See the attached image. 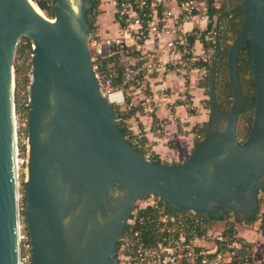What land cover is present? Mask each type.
I'll return each mask as SVG.
<instances>
[{
  "label": "water",
  "instance_id": "water-1",
  "mask_svg": "<svg viewBox=\"0 0 264 264\" xmlns=\"http://www.w3.org/2000/svg\"><path fill=\"white\" fill-rule=\"evenodd\" d=\"M34 5L0 0V264H19L20 213L31 264H119L118 243L134 202L145 195L158 197L170 213L216 220L232 213L249 222L264 190V0H240L226 11L240 9V28L227 50L216 48L203 135L177 164L144 158L100 93L88 47L92 0H50L52 17ZM21 37L32 56L19 208L13 59ZM246 42L254 108L249 132L238 142L243 92L237 60ZM219 55L232 94L227 112L219 111L215 94Z\"/></svg>",
  "mask_w": 264,
  "mask_h": 264
},
{
  "label": "built area",
  "instance_id": "built-area-1",
  "mask_svg": "<svg viewBox=\"0 0 264 264\" xmlns=\"http://www.w3.org/2000/svg\"><path fill=\"white\" fill-rule=\"evenodd\" d=\"M100 1L110 5L117 30L101 37L97 31L93 33L92 28L88 47L100 93L120 115L126 106L127 89L133 85L144 87L141 79L160 76L159 74L172 69L183 70L184 74L186 70L195 68L197 60L206 61L204 52H201V55L196 52V39H190L205 27H197L196 31L194 27L186 29L184 25L194 18L208 22L209 10L222 6L227 0ZM93 26H96L94 22ZM26 91L20 90V95L25 96ZM112 95L116 96L111 97ZM13 116L16 123L15 105ZM115 119L120 121L121 116ZM25 121L27 123V118ZM14 129L17 165L18 160L20 161L18 143L23 144L26 149L27 136L26 130L19 134L16 125ZM128 136L130 143L136 145L143 153L141 155L150 160V151L143 144L141 137L132 133H128ZM144 198L141 206H151L158 210L159 215L155 219L138 217L137 221L142 224L145 221H153L161 225L162 229L166 227L167 234L153 242H144L141 239L140 228L127 235L123 234L120 248L130 264H238L239 261L247 263L248 257L238 255V239L226 245L215 244V247H210L207 244L209 230L200 237L196 235L195 225L202 224L203 221L195 216V212H165L163 202L158 197L145 195ZM216 239L221 240V237L217 236ZM18 240L19 264H31L29 238L25 230L21 231L20 225ZM198 241L202 243L197 245Z\"/></svg>",
  "mask_w": 264,
  "mask_h": 264
},
{
  "label": "crops",
  "instance_id": "crops-1",
  "mask_svg": "<svg viewBox=\"0 0 264 264\" xmlns=\"http://www.w3.org/2000/svg\"><path fill=\"white\" fill-rule=\"evenodd\" d=\"M98 7L103 12L97 15L94 22L97 33L101 37L113 34L117 26L113 22L110 5L100 3ZM107 13L111 14L108 22L112 23H106ZM207 23L194 18L184 27H194L197 31V27L206 28ZM195 49L197 53H205L198 39ZM182 73L183 70L172 69L160 76L146 77L141 79L144 87L133 85L126 91L129 100L124 107L128 112L125 123L129 133L139 135L150 152L169 164H177L187 157L199 137L200 127L206 122L204 102L207 92L203 86V67L195 66ZM236 229L241 240L253 242L260 238L252 237L250 233L256 231L251 232L246 225L242 229L236 225Z\"/></svg>",
  "mask_w": 264,
  "mask_h": 264
},
{
  "label": "trees",
  "instance_id": "trees-1",
  "mask_svg": "<svg viewBox=\"0 0 264 264\" xmlns=\"http://www.w3.org/2000/svg\"><path fill=\"white\" fill-rule=\"evenodd\" d=\"M240 0H227L226 3H223L222 6L218 8H211L208 12V23L206 25V28L203 30H198L197 34L193 37H191V41L193 39H198L202 43L203 50L206 52L208 50H213L214 53L216 51L217 46L220 47L222 50H227L230 43L229 41L233 40L235 36L237 35L240 24H241V11L240 9H234L230 12H227L229 9L236 6ZM38 7L46 12L48 15H53L51 7H50V0H37L36 1ZM97 6V0H92V7L87 11V19L91 23V29L93 28L92 21L89 19L88 13L92 9H94ZM213 36V41H211V37ZM214 55V54H213ZM32 51L30 42L26 37H21L15 50L14 59H13V68H14V105H15V112L17 115L23 114L26 118H28V105L27 100L22 99L20 96V86L22 81V72L29 70L30 71V61H31ZM225 56L219 55L216 62V68H215V91H216V82L218 75V70L221 63V58ZM20 58H23L24 62L27 64L26 67H23L20 65L19 60ZM196 66L199 67H205L209 69L208 61H201L200 59L195 62ZM238 65V75L239 79L242 82L245 77H247V83L252 87L251 79H250V49L248 43H244L243 47L241 48L237 60ZM225 67V62H224ZM226 69V67H225ZM227 71V70H226ZM208 75V74H207ZM203 86L208 88V78L205 76V81H203ZM223 89L221 91L222 96L218 100V97L216 96L217 105L220 112H227L231 101H232V94L231 89L229 86V82L225 83V85H222ZM225 88L228 89V92H225ZM253 89V87H252ZM208 94V92H207ZM25 98V97H24ZM129 100L128 96H126V102ZM207 102V100H206ZM253 108H254V91H252L251 95L243 93V106H242V112L239 117L242 118L243 116L247 115L250 110L251 114L253 116ZM114 117L117 118L116 110L113 109ZM121 121H117L118 126L120 130L124 133V135L129 139L128 133L129 129L127 128L125 124V120L128 117V112L124 110L121 111L120 115ZM238 119V121H239ZM252 122V120H251ZM250 129V128H249ZM249 132V131H248ZM202 132L199 133V137L197 141L202 137ZM143 142V139H142ZM134 148L140 153L143 154L137 147L134 145ZM25 151V146L23 144L18 143V152L19 155ZM150 160L155 163H161V159L158 157V155L150 152L149 156ZM164 163V162H162ZM162 203V202H161ZM259 204V201H258ZM136 210V213H131L130 218L128 219V222L125 227L124 235L129 234L132 230L136 228H140L139 235L141 239L144 242H153L154 240L159 239L160 237L167 234L166 227L162 229L161 225L156 224L155 222H147L145 221L143 224L139 223L137 221L138 217H148L150 219H155L159 213L158 210L151 207V206H140L136 207V205H133L132 210ZM165 212H169L168 208L164 209ZM259 209L257 208L254 214L252 215L249 222H253L257 219H259V227L264 229V211H260L258 214ZM225 214H221L219 217V221H223L225 224V227L220 232L221 240H215V244L219 246L220 245H226L233 240H241L237 236V229L235 227V219L226 221L225 220ZM258 214V215H257ZM196 217H199L202 219L201 223H196L195 230L197 237L202 236L207 230L209 229L211 222L216 221L214 217H209L204 214L195 213ZM133 217V222L130 223L131 218ZM26 231V228H25ZM173 234L176 235L175 231H173ZM245 245L247 243H244ZM121 241L118 243V251L120 250ZM242 250L239 249L238 252ZM244 251V250H243ZM242 252V251H241ZM238 253V254H239ZM242 254V253H241Z\"/></svg>",
  "mask_w": 264,
  "mask_h": 264
},
{
  "label": "rangeland",
  "instance_id": "rangeland-1",
  "mask_svg": "<svg viewBox=\"0 0 264 264\" xmlns=\"http://www.w3.org/2000/svg\"><path fill=\"white\" fill-rule=\"evenodd\" d=\"M34 4L37 5L36 1L37 0H31ZM101 3L100 0H97V6L92 9L91 11H89L88 13V16H89V19L92 21V24L93 22L96 21V17L98 14H101L103 12V10H101L98 6L99 4ZM38 7V5H37ZM41 12L46 16V17H52V15H48L46 14V12L42 9H40ZM106 11V10H105ZM111 17V14H106L105 18H106V23L109 24V23H112L110 20L108 22V19H110ZM113 25H115L113 23ZM96 26H93L94 28V32H96V29H95ZM113 28H115V26H113ZM211 41H213V36L211 37ZM231 42V40L229 41V43ZM213 54H214V51L213 50H208L205 52V55H206V60L208 61V64H210L211 62V59L213 57ZM198 55H201V52L200 54ZM204 55V54H202ZM221 65L219 67V70H218V75L219 77L217 78V82H216V91H215V94L216 96L218 97V100L220 99V97L222 96V85L225 83H227L228 81V75H227V71L224 67V62H225V58L222 57L221 58ZM19 63L20 65L23 67H26L27 64L24 62L23 58H20L19 60ZM208 68H205L203 67V75H202V79L203 81H205V76H207L208 74ZM22 81H21V86H20V90H27L26 91V94L28 93V86H29V82H30V79H31V66H30V71L27 70L25 71L24 73L22 72ZM245 79L241 82V86H242V92L245 93V94H248V95H251L252 94V87L247 83V75L244 76ZM205 90L206 92H208V88L205 87ZM25 92V91H24ZM225 92H228V89L225 88ZM26 94L25 96H21L22 99H26ZM25 97V98H24ZM206 98H208V95L206 94ZM205 106V112H206V121L208 120V115H209V108H208V104L207 102L205 101L204 102ZM117 113V117H119L118 115V112L116 111ZM253 116L251 114V110L250 112L243 116L242 118L239 119L238 123H237V128H236V140L238 142H241L243 141L247 134H248V131H249V128H250V125H251V120H252ZM26 117L25 115L23 114H20V115H17L16 116V127H17V133H22V132H25L26 130ZM121 121V120H120ZM25 123V124H24ZM126 124V123H125ZM27 147L25 149V151H23V153H21L20 155H18V159H20V161L18 160L17 162V175H18V193H19V196H18V204H19V208L21 207V200H22V183L24 181V179L26 178V161H24V159L27 157ZM23 160V161H22ZM143 199H145L144 197L136 200L134 202V204L136 205V207H140L142 204H143ZM258 201H259V204H258V214L260 213V211H264V190L262 191H259L258 193ZM132 213H136V210H132ZM257 214V215H258ZM233 219H239L240 220V217L238 215H235V214H232V213H226L225 214V220L226 221H230V220H233ZM133 221V217L131 218V222L132 223ZM19 225L21 227V231L22 230H25V226H24V221H23V218H22V215L20 213L19 215ZM239 226L240 229H242V227L244 225L248 226V229L251 230V232L253 231H256L255 233H250L252 235V237H259V240H255L253 242H248V241H244V240H239L236 241L239 243V247L240 249L242 248V252L240 251V253L238 255H244L246 257H248V261L246 264H264V229H260L259 227V219L253 221V222H242L241 220L236 223L235 222V227ZM225 227V224L223 221H219V220H216V221H213L211 222V225L209 227V239L207 240V244L210 245V247H215V240H216V237L220 235V232L222 231V229ZM238 229V228H237ZM258 233V235H257ZM257 235V236H256ZM261 240V242H260ZM235 241V240H233ZM197 245L202 243L201 241H198L196 242ZM244 243H247L246 245ZM121 247V246H120ZM239 249V248H238ZM244 250V251H243ZM242 253V254H241ZM116 257L118 259V262L119 264H130L128 259L125 258V255H124V251L122 248H120L119 251H117L116 253ZM221 264V263H220ZM238 264H243L241 263V261L238 262Z\"/></svg>",
  "mask_w": 264,
  "mask_h": 264
},
{
  "label": "bare ground",
  "instance_id": "bare-ground-1",
  "mask_svg": "<svg viewBox=\"0 0 264 264\" xmlns=\"http://www.w3.org/2000/svg\"><path fill=\"white\" fill-rule=\"evenodd\" d=\"M33 3V2H32ZM35 6V5H34ZM36 7V6H35ZM36 9H37V7H36ZM16 50V49H15ZM7 56H8V60H9V62L11 63V60H12V56H13V52H10V53H8L7 54ZM113 96H116V95H112L111 97H113ZM13 122H14V126H15V119H14V117H13ZM16 167H17V165H16Z\"/></svg>",
  "mask_w": 264,
  "mask_h": 264
}]
</instances>
